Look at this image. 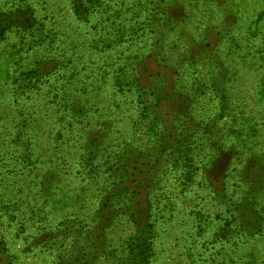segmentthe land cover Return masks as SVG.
I'll return each instance as SVG.
<instances>
[{"label":"rangeland","instance_id":"obj_1","mask_svg":"<svg viewBox=\"0 0 264 264\" xmlns=\"http://www.w3.org/2000/svg\"><path fill=\"white\" fill-rule=\"evenodd\" d=\"M0 264H264V0H0Z\"/></svg>","mask_w":264,"mask_h":264}]
</instances>
